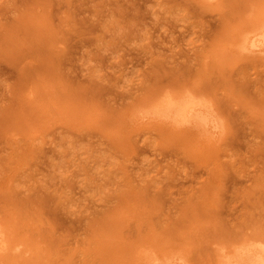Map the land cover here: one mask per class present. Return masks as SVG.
I'll return each instance as SVG.
<instances>
[{
	"label": "rangeland",
	"instance_id": "obj_1",
	"mask_svg": "<svg viewBox=\"0 0 264 264\" xmlns=\"http://www.w3.org/2000/svg\"><path fill=\"white\" fill-rule=\"evenodd\" d=\"M263 20L264 0H0V264H223L264 242V56L240 50ZM187 89L218 141L140 120Z\"/></svg>",
	"mask_w": 264,
	"mask_h": 264
},
{
	"label": "bare ground",
	"instance_id": "obj_2",
	"mask_svg": "<svg viewBox=\"0 0 264 264\" xmlns=\"http://www.w3.org/2000/svg\"><path fill=\"white\" fill-rule=\"evenodd\" d=\"M240 50L251 57L264 56V20L240 40ZM171 93V92H170ZM164 94L136 107L140 120H161L172 125L195 129L210 142L218 141L226 129L225 122L213 104L190 89L179 94ZM164 96V97H163ZM154 103L152 104L151 103ZM153 106L149 108V104ZM150 106V107H151ZM152 264H188L183 257H154ZM223 264H264V242H245L228 255Z\"/></svg>",
	"mask_w": 264,
	"mask_h": 264
}]
</instances>
